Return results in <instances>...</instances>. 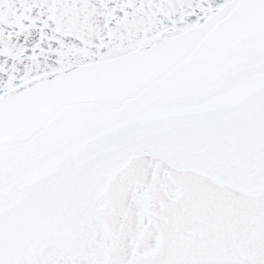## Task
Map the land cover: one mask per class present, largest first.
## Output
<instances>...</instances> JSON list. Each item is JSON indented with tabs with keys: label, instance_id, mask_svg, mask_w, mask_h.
<instances>
[{
	"label": "snow or ice",
	"instance_id": "1",
	"mask_svg": "<svg viewBox=\"0 0 264 264\" xmlns=\"http://www.w3.org/2000/svg\"><path fill=\"white\" fill-rule=\"evenodd\" d=\"M0 264H264V0H0Z\"/></svg>",
	"mask_w": 264,
	"mask_h": 264
}]
</instances>
